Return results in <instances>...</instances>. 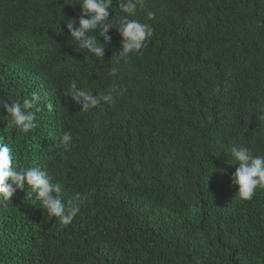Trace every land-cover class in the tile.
I'll list each match as a JSON object with an SVG mask.
<instances>
[{
	"label": "trees",
	"instance_id": "1",
	"mask_svg": "<svg viewBox=\"0 0 264 264\" xmlns=\"http://www.w3.org/2000/svg\"><path fill=\"white\" fill-rule=\"evenodd\" d=\"M76 3L0 0V102L41 97L27 134L0 103V137L81 209L64 225L36 193L0 198V264H264V189L240 199L228 163L232 145L264 155V0H144L153 36L119 64L116 28L95 32L103 58L76 47ZM73 81L113 101L83 112Z\"/></svg>",
	"mask_w": 264,
	"mask_h": 264
},
{
	"label": "clouds",
	"instance_id": "2",
	"mask_svg": "<svg viewBox=\"0 0 264 264\" xmlns=\"http://www.w3.org/2000/svg\"><path fill=\"white\" fill-rule=\"evenodd\" d=\"M80 6L81 15L77 21L68 19L66 27L70 33V38L82 50L97 58L105 55V46L97 40L95 32L99 28V35L105 41L110 42L111 37L107 35L109 29L116 28L123 38L122 51L116 58V64L121 60L127 62V58L132 53H139L146 43L153 36V28L149 23H142L138 19H133L138 8H144V0H118L120 15L115 23L111 22L110 9L113 0H79L76 3ZM116 15V14H115ZM146 16L149 20L154 19L155 13L147 10ZM117 68L111 69V74L115 76ZM111 89L108 94L96 95L78 87L75 81L70 83L68 97H71L80 107L81 111L87 112L102 102L111 103L113 101ZM41 97L33 92L31 98H26L22 102L8 101L0 102L3 110L10 117L7 127H14L27 134L35 130L39 125L36 113L41 109L38 104ZM264 113V108H261ZM264 119V115L260 117ZM72 140V133L65 131L60 138L59 144L67 149ZM12 148L0 137V198L3 201H12L17 190L26 191L27 197L31 200L32 194L36 193V198L40 201L43 210L50 217L59 218L62 224L68 225L80 213L78 203L80 193H75L67 203L64 201V189L60 183L54 182V178L46 172L40 171L38 167H13ZM231 157L238 165L236 171L231 176L232 184L238 186L240 199L251 200L257 189H264V155H253L244 145H232ZM229 157V156H228ZM27 186V188H26ZM34 202V201H33ZM193 264H203L200 256L193 257Z\"/></svg>",
	"mask_w": 264,
	"mask_h": 264
}]
</instances>
